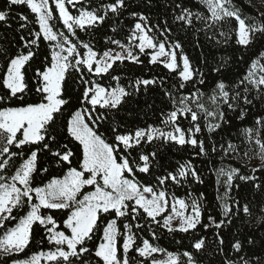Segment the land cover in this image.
<instances>
[{"label": "snow or ice", "instance_id": "obj_1", "mask_svg": "<svg viewBox=\"0 0 264 264\" xmlns=\"http://www.w3.org/2000/svg\"><path fill=\"white\" fill-rule=\"evenodd\" d=\"M146 2L152 5V0ZM4 5L0 22L5 27L12 28L8 21L14 8L26 7L38 30L21 34L22 43L15 51L11 42L10 47L0 46L4 61L0 64V264H200L192 252H183L186 260H182L180 254L155 245L142 233L158 239L153 225L169 234L194 233L200 228L207 232L222 229L237 217L264 224V199L256 205L250 200L241 204L230 195L234 187L239 189L235 183L239 180L253 182L264 196V182L254 183L256 173H264V117L243 130L247 149L230 141L225 147L212 139L230 123L229 112H238L242 121L251 107L264 105V47L255 58L245 61V72L227 82L224 77L230 58L222 57V63L212 69L221 78L205 92L201 86L206 84V74L193 66L179 37L173 39L168 18L152 23L142 12L131 11L135 22L126 34L127 42L115 38L106 41L115 48L96 50L79 36V32L91 35L104 26L120 35L121 17L132 7L131 0H4ZM164 12L182 29L195 28V22H200L203 27L196 31L217 44L227 43L234 32L236 44L245 50L258 43L264 45V11L243 16L234 0H165ZM16 16L23 22L18 32L33 22L23 13ZM226 18L234 20L235 27L219 31L223 41L216 39V34L208 35ZM54 19L66 31L54 30ZM45 42L49 52L33 67ZM142 56L148 57L149 64L175 74L177 81L171 90L163 87V77L134 78L124 86L119 76L111 75L114 65L125 61L143 64ZM240 59L244 60L243 53ZM104 76L115 80V86L102 84ZM69 82L71 90L79 92V106L74 110ZM158 84L171 105V110L160 109L162 126L121 133L115 113L142 89L146 94L149 86ZM33 94L36 99L28 100ZM184 120L188 121L186 127ZM106 122L114 125L111 140L100 131ZM205 130L208 136L200 139ZM71 144L78 146V157ZM187 145L197 150V156L206 158L222 150L221 160L227 156L260 161L247 173L225 164L215 169L219 220L209 214L204 223L203 193L197 197L189 192L188 198H181L168 191V185L183 187L189 178L203 183L191 160L166 174L153 171L161 166L159 156L166 148ZM146 146L151 147L146 150ZM42 154L62 176L38 185L37 175L49 172V167L39 164ZM140 173L149 179L141 182L137 178ZM37 236L39 243L47 242L49 250L23 260L16 258L37 242ZM211 243L221 257L219 264H264V254L257 255L252 249L243 254L239 239L230 249L238 259L225 250L220 232H215ZM247 243L254 248L256 241L249 238ZM192 248L197 253L206 252V237L195 238ZM158 253L163 258H157Z\"/></svg>", "mask_w": 264, "mask_h": 264}, {"label": "trees", "instance_id": "obj_2", "mask_svg": "<svg viewBox=\"0 0 264 264\" xmlns=\"http://www.w3.org/2000/svg\"><path fill=\"white\" fill-rule=\"evenodd\" d=\"M132 7L129 8L128 12L121 17L123 20L122 32L120 35L110 31L108 26H104L96 30L91 35L84 32H79V36L85 41L90 42L94 49L104 50L106 47H113L115 45L107 44L106 41L109 38H115L120 40L123 43H126V34L129 32L130 28L135 22V18L132 17L129 13L131 11H139L144 15H147L152 23H156L158 20L163 18H168L169 23L173 28V39L179 37L185 54H187L192 64L195 68H198L205 72L206 74V84L201 86L202 90L205 92H210L211 88L215 85L216 81L220 79V75L213 72L212 69L217 65L222 63V57H227L229 59V67L225 73L226 82L228 79H235L239 74L245 72L246 64L245 61L249 57H254V54L264 45L256 44L251 50H245L240 45L235 42V33H231L232 39L227 43L217 44L216 40H208L204 32H197L196 29L203 27L200 22H195V28L182 29L181 26L177 23H173L170 19V14L164 12V3L165 0H152V5L149 6L146 0H131ZM234 3L240 8V11L243 16L257 15V5L252 0H234ZM251 5V6H250ZM5 7L4 0H0V10H3ZM70 7V6H69ZM54 8V5H53ZM75 12L74 9H71ZM195 10V9H194ZM16 13H23L29 17V21H33L28 24V27L22 29L21 31H16L19 28L20 24L23 23L19 21ZM58 15V14H57ZM249 23L251 21H248ZM12 25V28L5 27L3 22H0V46L10 47V43L15 45L12 47V51H15L17 47L22 43L19 40L21 34L28 35V29L38 30V25L34 23V15L26 7H16L12 10L11 17L8 21ZM52 23L55 25L54 30L66 31L58 19H54ZM230 27H235V22L231 18H226L221 25H217L213 30L208 32V35L216 34V39L223 41V38L218 35L219 31H229ZM47 42L41 44L40 48V57L34 62L33 67L39 65L40 61L45 55L48 54L49 48L46 46ZM241 53L244 54V60L240 59ZM141 59L144 61L143 64H132L128 61H125L123 65L118 67L114 65V70H111L112 76H119L120 83L124 86H127L130 80L134 78H145L152 79L153 77L160 78L163 77L166 80V84L163 86L168 90L172 89V85L176 83L177 77L175 74H170L167 69H164L160 65H152L148 63V57L142 56ZM4 61L0 58V64ZM119 64V62H117ZM33 75L32 71L29 70L28 76L31 78ZM99 79V78H97ZM102 84L106 86H115L116 81L110 79L109 76H104L101 81ZM69 93L72 96L71 108L74 110L79 106V102L76 97L79 96L78 91L71 90V82H69ZM28 100H35V95H30L27 97ZM167 97L163 95V90L158 84L157 86H149L147 93L141 91L139 96L134 97L130 100L127 105L122 106V108L115 113L116 121L115 123L119 126V131L123 132H134L137 128L146 127L148 125L162 126L161 125V113L160 109L164 108L166 111L171 110V105L166 103ZM151 105V107H149ZM238 112L228 113V119L230 120L229 124H225L222 130H217V134H213L212 139L223 143L227 147V143L230 141L232 143L240 145L241 149H247L248 144L244 142L243 130L246 128H251L254 126V122L259 117H264V105L257 103L254 107L248 111L244 120H239ZM111 119V117H110ZM184 126L188 124L187 120L183 121ZM114 125L108 124L101 126L100 131L104 133L107 139L111 140V128ZM107 129V130H106ZM208 136L207 131L205 130L203 134L200 135V139H205ZM73 148V151L76 152V156H79L77 151L78 146L75 144L70 145ZM253 150L257 149V146L252 143ZM151 146H146V150ZM219 149V144L217 145ZM197 150L192 148L190 145L180 148L179 146L168 147L163 153L159 156L160 167L154 168L153 171L158 174H166L169 171H175L179 164L184 163L185 161L191 160L192 164L198 170L203 183H196L195 181L189 178V183L183 187H177L168 185V191L176 193L181 198H188V193L191 192L194 196H199L201 193L204 194L203 205L206 209L204 213V223H207V217L209 214L216 217L217 220L221 219L219 204L220 201L217 200V184H216V175L215 169L219 168L221 164L231 165L234 167H240L242 171L249 172L253 166H259V159H254L248 161L245 159H233L225 156L221 160L222 150L220 154L210 153V158L196 155ZM76 163V158H73V164ZM39 164L42 167H49V172L43 174L42 176L37 175L36 183L42 184L47 183V181L53 177L62 176V171L55 168L49 163V158L46 154H42L39 157ZM256 176L258 179L254 183L264 182V173L257 172ZM137 178L141 182H146L149 177L145 174H138ZM236 184H239V189L233 188L231 196L235 199H240L241 204L246 201H252L253 205H256L261 199H264L260 190L256 189L253 186V182L244 183L239 180L235 181ZM91 189H85L89 191ZM223 187L219 195H223ZM229 203H232L230 200ZM57 215H63L59 213ZM119 223V222H118ZM153 230L156 231L158 239L151 240V234L148 232L142 233L145 238L150 239L155 245L170 251L173 253L180 254L182 260H186V257H183V252L189 251L192 252L200 264H219L221 257L217 255L214 251L215 245L212 244V240L215 237V232H220L224 238L225 250L229 251V255L236 257V254L233 251H230L232 243L235 239H239L244 246V253L249 254V249H252L256 252L257 255L264 254V249L261 248V243L264 241V224L258 225L255 219L250 221L247 218L237 217L233 219L231 224H225L222 229H208L207 232L203 228H200L196 232L190 233H167L166 229L157 228L153 225ZM2 234V231H0ZM204 236L206 237L207 251L197 253L192 244L195 241V238ZM251 238L256 241L255 247L247 243V240ZM39 237L37 236V242H33L28 249H25L24 253H21L18 259H27L32 254L39 251H48L50 246L46 241L39 243ZM163 254H156L157 258L162 257ZM11 264V261H9Z\"/></svg>", "mask_w": 264, "mask_h": 264}, {"label": "rangeland", "instance_id": "obj_3", "mask_svg": "<svg viewBox=\"0 0 264 264\" xmlns=\"http://www.w3.org/2000/svg\"><path fill=\"white\" fill-rule=\"evenodd\" d=\"M252 1L256 3L259 11H264V0H252ZM160 258H163V256ZM41 264H46V262L42 261Z\"/></svg>", "mask_w": 264, "mask_h": 264}]
</instances>
